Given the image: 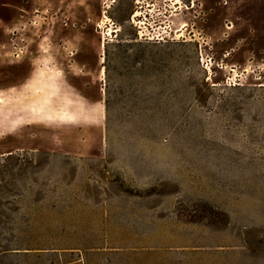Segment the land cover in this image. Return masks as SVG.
Returning a JSON list of instances; mask_svg holds the SVG:
<instances>
[{
	"label": "rangeland",
	"instance_id": "obj_1",
	"mask_svg": "<svg viewBox=\"0 0 264 264\" xmlns=\"http://www.w3.org/2000/svg\"><path fill=\"white\" fill-rule=\"evenodd\" d=\"M0 95V264H264V0H0Z\"/></svg>",
	"mask_w": 264,
	"mask_h": 264
},
{
	"label": "bare ground",
	"instance_id": "obj_2",
	"mask_svg": "<svg viewBox=\"0 0 264 264\" xmlns=\"http://www.w3.org/2000/svg\"><path fill=\"white\" fill-rule=\"evenodd\" d=\"M139 14L140 11L138 10L135 13V16H138ZM91 16H94V14H91ZM186 25L187 23L184 24V26ZM104 44L105 41L102 42V45ZM48 69H51V65L50 63H45L40 70L32 74L33 78H30L28 86H25L27 89L33 86L35 89L38 88L39 92L40 90L43 92L42 94L36 96L37 99L30 100L27 103V95L25 94V116L36 118L38 121H41L46 125H48L51 121L52 123H80L91 121L90 119L92 118V115L97 113L93 109H97V107H94L87 112L88 109L86 107L88 106L79 103L74 105L71 103L69 98H66L64 101V107H59L51 102V98L57 89L56 78L58 76H53L52 72H49L51 70ZM0 104L2 106H8V101L2 95H0ZM83 107H85V109ZM97 110L99 111V108ZM14 114L11 116L14 117Z\"/></svg>",
	"mask_w": 264,
	"mask_h": 264
}]
</instances>
